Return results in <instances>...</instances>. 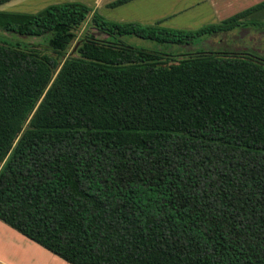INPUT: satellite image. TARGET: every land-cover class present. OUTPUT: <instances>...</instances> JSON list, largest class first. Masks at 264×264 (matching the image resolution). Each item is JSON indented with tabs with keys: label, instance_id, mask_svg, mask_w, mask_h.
Here are the masks:
<instances>
[{
	"label": "trees",
	"instance_id": "trees-1",
	"mask_svg": "<svg viewBox=\"0 0 264 264\" xmlns=\"http://www.w3.org/2000/svg\"><path fill=\"white\" fill-rule=\"evenodd\" d=\"M263 9L196 30L0 11V222L67 264H264V58L126 42L195 46Z\"/></svg>",
	"mask_w": 264,
	"mask_h": 264
},
{
	"label": "rangeland",
	"instance_id": "rangeland-1",
	"mask_svg": "<svg viewBox=\"0 0 264 264\" xmlns=\"http://www.w3.org/2000/svg\"><path fill=\"white\" fill-rule=\"evenodd\" d=\"M44 1V0H43ZM54 2V0H51ZM51 1L45 0L43 4H48ZM254 1V0H253ZM249 0L245 5L250 7L254 5V2ZM92 0H86V3H91ZM42 3V2H41ZM251 3V4H249ZM19 2L5 4L0 8V11L3 12H14L22 13L18 11ZM40 4V3H39ZM241 6V5H240ZM240 6L235 5L231 6L236 9ZM91 7V6H90ZM93 8V7H91ZM119 8L117 10H106L105 8L98 11L101 15L111 21H116V18H131L135 13V7L130 6L126 7L127 9ZM94 9V8H93ZM211 6L209 5V11L198 10V11H186L181 12L176 17H173L171 20L166 22V27L171 29H181V30H196L205 25L216 24L222 19L234 15L239 12L237 10L231 11H215L210 10ZM95 10V9H94ZM28 12V11H27ZM24 13V12H23ZM36 13V11H32ZM149 13V12H147ZM168 13H179V12H168ZM222 19H221V18ZM255 21L251 22L253 25H248L245 28H237L228 33H221L213 35L209 38L203 39L201 43H197L195 46H171V45H158L150 41L141 40L135 37L126 38V42L136 48H143L150 51L156 50L161 53H166L170 55L178 56L188 53H193L198 49L204 51L212 52H223L229 54L236 53H256L260 57L264 58V9L260 12L254 13L247 18L246 21ZM134 22V21H127ZM160 25L161 22H158ZM250 23V22H249ZM164 25V24H163ZM162 25V26H163ZM86 26H83L78 35L82 36L86 31ZM95 36L98 38H103L102 35H98L95 32ZM26 43L35 44L37 50L45 51L43 41L41 39H25L19 38ZM78 45L76 41L69 48V55H73L75 49ZM20 260H16V258ZM0 264H67L63 260L59 259L55 255L49 253L36 243L24 238L18 232L7 227L0 222Z\"/></svg>",
	"mask_w": 264,
	"mask_h": 264
},
{
	"label": "crops",
	"instance_id": "crops-1",
	"mask_svg": "<svg viewBox=\"0 0 264 264\" xmlns=\"http://www.w3.org/2000/svg\"><path fill=\"white\" fill-rule=\"evenodd\" d=\"M76 1L84 3L89 7L91 6L98 11H100V9L102 8H105L106 10L110 9L114 11L122 7H124L123 9H127L126 7L134 6L136 11L132 15L133 17L129 19L118 17L116 18V21L119 22L134 21L142 25H154L158 22H161L162 25L164 24L163 27H166L165 25L166 22L171 20L173 17H176L178 14H181V12L198 11V10L209 11V5L211 6L210 10H215L218 12L231 11V10H237L240 12L252 7V6L250 7L245 6L249 2V0H132L117 7H110V5L116 2L117 0H92L91 3H86V0H54V2L51 1L48 4L47 3L43 4L45 0L44 1L43 0H11L5 4L19 2L17 6L18 11L20 10V12L22 13L23 12L32 13V11L38 12L40 10H43L45 7L49 5L60 4L64 2H76ZM262 1L264 0H254L253 2L254 5H256L258 3H261ZM3 5H1L0 8ZM235 5L238 6L241 5V6L238 9H236V7L234 8L231 7ZM168 12H179V13L171 14ZM16 260H20V259L16 258Z\"/></svg>",
	"mask_w": 264,
	"mask_h": 264
}]
</instances>
